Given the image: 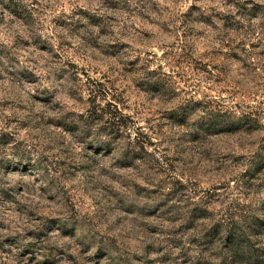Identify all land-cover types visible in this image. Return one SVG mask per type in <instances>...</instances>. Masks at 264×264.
Masks as SVG:
<instances>
[{
	"label": "clouds",
	"instance_id": "obj_1",
	"mask_svg": "<svg viewBox=\"0 0 264 264\" xmlns=\"http://www.w3.org/2000/svg\"><path fill=\"white\" fill-rule=\"evenodd\" d=\"M0 264H264V0H0Z\"/></svg>",
	"mask_w": 264,
	"mask_h": 264
}]
</instances>
